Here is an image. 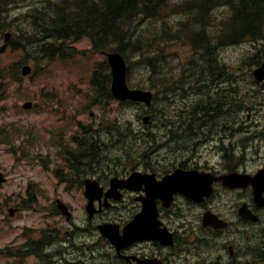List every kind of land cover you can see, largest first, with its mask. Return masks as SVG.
<instances>
[{"label":"trees","instance_id":"trees-1","mask_svg":"<svg viewBox=\"0 0 264 264\" xmlns=\"http://www.w3.org/2000/svg\"><path fill=\"white\" fill-rule=\"evenodd\" d=\"M16 1L0 0V38L14 22L9 8ZM40 4L41 8L35 9V14L24 22L26 30L19 34L23 42L11 41L12 49L29 55L32 62L40 53L67 57L64 46L56 43L86 36L95 50L115 49L134 55V64L145 77L143 86L154 91L152 125H161L162 122H156L160 110L161 118L168 120L164 125L170 124V142L180 135L184 138L202 130L205 124H211L210 134L223 123L222 116L217 115V106L222 108L225 100L218 94L224 92L223 87H210V83L219 84V78L232 75L220 59L222 47L250 45L254 49L248 60L250 66L264 62V0H41ZM175 44L187 49L178 62L170 53ZM181 61L186 64L182 69ZM178 75L182 80L174 79ZM101 80V87L97 88ZM108 81L109 75L103 74L97 65L91 80L98 92L96 101L108 100ZM172 82L173 90L181 97L168 92L166 85ZM5 92L0 82V95ZM194 94L196 99L200 98L197 109L193 105L185 109L174 105L175 97ZM145 130L151 133L147 127L127 138L133 141L126 146L128 153L144 148V156L154 145L152 134H145Z\"/></svg>","mask_w":264,"mask_h":264},{"label":"rangeland","instance_id":"rangeland-1","mask_svg":"<svg viewBox=\"0 0 264 264\" xmlns=\"http://www.w3.org/2000/svg\"><path fill=\"white\" fill-rule=\"evenodd\" d=\"M76 47L81 51V48L88 47V41L81 39ZM250 48L251 46L247 44H237L235 46L222 47L219 51L221 61L226 63V70L231 71L230 74L232 75L242 76L245 79V89L238 90L235 93H227L226 91L218 93L220 98L224 96L226 101H223L222 108L217 106L219 110V114L217 115H221L223 121V124L219 126L218 130L209 134L208 130L211 124H205L201 127L202 130L193 131L190 136H185L187 140L180 135L176 138V141L170 142L169 146H164L165 141H170L167 130L170 124L164 125L168 120L165 117L161 118L162 112L159 110L156 122L162 123L161 125L153 126L151 131L153 132V140L151 143L154 145L146 151L147 154L151 151L148 162L150 169L158 172L162 176L178 168V164L184 163L192 169L198 168L201 171L211 172L215 175L231 171L254 175L260 169V166H264V87L260 84H257V86L254 85L252 83L253 79L248 77V73H252L255 67L250 66L248 62L250 56L254 53V49L251 50ZM171 52L174 55L173 59L175 58L174 62H178L185 55L187 49L175 44L173 50L171 47ZM19 57L17 54H6L0 60L4 65L18 60ZM92 60L100 61L102 57L99 55L89 56L76 61L55 63L41 61L39 64V72L36 75L23 77L20 74L16 80L9 81L11 88L9 96L0 103V166L11 164L12 159L8 151H16L18 149L17 145L20 142H25L29 145L39 146L37 149H33L34 151L32 152L35 156L33 164L36 171L32 169V175L36 176L38 180L44 176H48V167L52 168V163H50L51 158L49 159L47 156L49 150L43 145L49 141V127L51 122L55 120L54 117L56 116L54 114L57 112L61 113L60 110L74 108L77 112L85 114L86 125L94 124V118H98L102 114V109L95 105L92 100L87 99L86 96L88 93L87 83ZM181 63L182 69L186 64L183 61ZM174 79L182 80V77L178 75ZM173 85V82L171 84L167 83L166 88L168 92H174L172 94L173 96L175 94L180 96L179 92L173 90ZM245 95L250 97L247 99L248 102L246 100L241 101L240 99V97ZM175 98L174 105H177L178 109H185L192 105L193 108L197 109L198 104L196 106V102L200 103L198 101L200 98L196 99L195 94L184 98ZM27 101L33 103V107L30 110H23L21 106ZM238 102L242 103V108L235 112L233 105H237ZM114 104L116 105V103ZM134 112L135 109H130L129 111L134 121L131 127H135L136 131H140V128H143L145 123L135 121ZM90 113L93 114V117L89 116ZM116 113L117 110H114V117ZM171 114H173L172 107ZM113 116L112 114L106 115V125L111 123ZM56 123V126L59 128V121ZM193 124L196 125L195 122ZM175 128L180 130V126L175 125ZM131 136L132 133H129L126 138ZM8 142L15 143L8 148L6 147ZM160 145L161 147L158 148ZM143 150L144 148L135 151L140 154ZM19 154L20 156H25V154ZM13 155H16V153H13ZM137 162L138 159H128L121 176L129 172L131 165ZM54 165L61 167L60 164L54 163ZM142 167H144L143 164L139 165L138 170L144 173L145 169H142ZM216 188L217 194H219L216 195L217 199H221L223 202L221 207L222 212H225L230 217L233 213L235 215L231 205L232 200L237 205L247 200L249 196V190H225L221 186H217ZM5 191L7 190H0V223L5 222L9 228L6 230L0 229L1 249L4 248V245L10 239L16 236L21 238L23 231L30 234V227L38 226L40 228L45 224V218L54 214V200L42 190L41 186H38L37 193L35 194L36 199L32 202L25 200V197L22 195H8ZM140 193L143 192H137L136 195ZM64 201L71 203L75 208L73 211L75 216L82 217V210L76 208L77 202H81L80 196H64ZM207 203L210 204V201ZM139 204L140 202H137L133 205L136 208ZM223 205L226 206L223 207ZM9 206L18 207L21 212L12 219H2L5 216V210ZM127 211L128 209L120 211H117V209L111 210L108 221L113 222L115 218L116 223H121L123 217L124 219L128 217L129 212L127 213ZM47 221L50 222V225L55 226V223L59 224L60 219L53 217L47 219ZM245 225H250V228L257 227L252 222L246 223ZM182 238L186 239L187 237L184 235ZM254 240L253 235H249L246 240V258L249 260L257 257L256 250L254 251ZM261 241L264 244L263 238ZM249 242L250 244H248ZM137 249L139 247L136 246L133 250ZM214 252L215 255L218 254L217 250ZM263 252L264 249L260 253L261 259L263 258ZM127 253L126 248L119 252L120 255H126ZM184 255H187V253L182 252L181 256L183 257ZM112 258L113 253L110 259ZM187 258L186 264H191L195 261V259H191L190 254ZM101 261L103 260L101 259L99 264H101ZM109 261H103V264H109ZM218 261L220 262V259H212L210 257L207 264H216ZM10 262L11 260L6 258L4 264H10ZM2 263V255L0 254V264ZM45 264L54 263L47 262ZM115 264L127 263L124 259L118 258ZM197 264L206 263L202 262Z\"/></svg>","mask_w":264,"mask_h":264},{"label":"flooded vegetation","instance_id":"flooded-vegetation-1","mask_svg":"<svg viewBox=\"0 0 264 264\" xmlns=\"http://www.w3.org/2000/svg\"><path fill=\"white\" fill-rule=\"evenodd\" d=\"M79 126L82 127L80 121ZM81 132L83 134V129ZM72 134L73 141L80 148L79 156L83 157L85 141L79 134ZM64 151L65 153H69L68 149ZM78 161L80 162V160ZM145 164V172L154 174L155 178L148 177L132 182L131 188L139 191L121 189L123 199H120L119 203H113L109 211L102 210L100 212L101 216L109 214L111 210L117 209V211H120L128 209V217L124 219L122 215L123 220L120 226H125L126 228L132 224L136 216L142 212L144 204L149 203V197L147 195L149 186L151 184H159L161 182L160 180H162L161 178L167 174L165 173L160 176L158 172L150 169L147 161H145ZM263 168L264 166H260V169ZM73 175L75 176L76 174ZM78 175L79 178L73 182L72 186L63 184V187H65L66 190L78 187L77 189L80 191L83 187L85 178L83 173ZM113 177L124 180L121 179L123 177L121 174H114ZM99 184L106 189L109 185V180ZM223 185H226L224 181L222 183L213 182L211 194L207 198L205 196L200 198V200H194L193 198L184 197L179 194H173L170 199L154 198L152 200L151 209L154 210L156 214L155 238H143L139 236L140 233H138L137 230L130 231L131 242L127 245L124 244L128 253L126 255H120L119 252H116L112 248L111 253H113L114 257L113 264L117 263L118 258L124 259L127 264H186L189 254L191 255V259H195L191 264L202 262L207 264L210 257L212 259H220V262L218 261L216 264H264V252L262 259L260 256L261 250L264 249V244L261 241L262 238L264 239V187H260V192L257 194V204L253 200L251 187L239 189L249 190V196L247 200L237 205H235L232 200L231 205L235 215L233 213L230 217L227 216L225 212H222L221 207L223 202L221 199L218 200L216 196L219 195L217 194L216 187H222ZM32 189V185L27 183L21 188L25 193H28ZM137 192L143 193L136 195ZM208 201H210V204L207 203ZM137 202H140V204L135 208L133 204ZM225 206L226 205H223V207ZM240 215H242L243 218H241ZM250 216H254L255 219L249 220L246 218ZM212 218L217 222L216 226L210 224L212 223ZM250 222L254 223L257 227L250 228L252 224L248 226L245 225ZM113 223H115V218L113 219ZM86 224L87 222H82L81 225L78 223L74 225L82 227ZM133 228H136L135 225H133ZM72 233H74V230ZM123 233L124 230L114 236L116 243H119V250L124 247L119 241ZM184 235H186V239L182 238ZM249 235H253L255 239L254 251L256 250L257 257L253 260L246 258V240ZM82 237L83 236H80L79 239ZM248 244H250V242ZM102 246L103 244L99 242L95 258L101 255L100 250ZM136 246L139 247V249L133 250ZM108 247L109 244L107 242L105 255ZM215 250L218 251L217 255H215ZM182 252L187 253V255L182 257ZM105 255H103V261ZM41 261L42 264L47 262L55 264H93L88 258L75 259L74 257H62L59 259L50 257L46 253L43 254ZM103 261H101V264H103ZM29 263L37 264V258H33Z\"/></svg>","mask_w":264,"mask_h":264},{"label":"water","instance_id":"water-1","mask_svg":"<svg viewBox=\"0 0 264 264\" xmlns=\"http://www.w3.org/2000/svg\"><path fill=\"white\" fill-rule=\"evenodd\" d=\"M108 58H109L110 65L113 70L114 80H113V85H112V92L114 96L119 99H131V100H135L133 102H144L146 105L150 104V101H151L150 92L148 93L142 90L130 92L126 89L125 84H124L125 69H124L123 61L121 60V58L118 55H109ZM27 71L28 69H24V73H26ZM253 76L255 77V80L259 82H264V63L253 71ZM195 176L197 175L194 174V172L184 173V172H181L180 170H176L173 172V175L164 178L163 182H161L160 184L150 185L148 188L147 194L150 197V199H153L154 197H158V196H161L162 194H165L166 185L164 181H169L167 183L168 187L174 186V187L181 189V182L183 181V179L185 180L186 184L184 185V187H182V189L184 188L183 190L189 191L191 189V185H189L188 181L190 178H197ZM223 179L227 180V184L233 185V186H238L239 184L245 185V184L251 183L254 186V195H255L254 197H255V200L257 201V194H259L260 189L257 186L256 181L261 179L262 183L264 184V170L259 172L257 176H255L254 178L232 174ZM197 182H199L198 189L201 190V188L203 187V185L200 184L201 179H198ZM210 183H211V179H208V178L205 179V187H203V195H207L209 193ZM148 208L149 207L144 206L143 212L138 217H136L137 221H141V222L146 221L145 224L146 223L149 224L154 219V218H151V214ZM135 221H134V225H135ZM136 227H137L136 230L138 229L140 231L141 229H139V227H142V225L140 226V224H136ZM130 229H131L130 226H128L125 229L124 231L125 235L124 237H121V241L127 238L128 235H130ZM110 232H112V230H110L109 226L103 227L102 229L103 236L107 237L108 239L112 241L113 235Z\"/></svg>","mask_w":264,"mask_h":264}]
</instances>
